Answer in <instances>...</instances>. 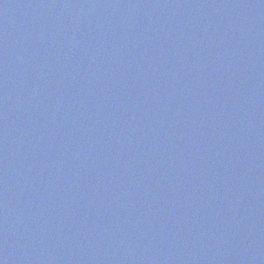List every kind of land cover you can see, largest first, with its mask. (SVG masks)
I'll return each instance as SVG.
<instances>
[{"label":"water","instance_id":"95a60500","mask_svg":"<svg viewBox=\"0 0 264 264\" xmlns=\"http://www.w3.org/2000/svg\"><path fill=\"white\" fill-rule=\"evenodd\" d=\"M0 264H264V0H0Z\"/></svg>","mask_w":264,"mask_h":264}]
</instances>
